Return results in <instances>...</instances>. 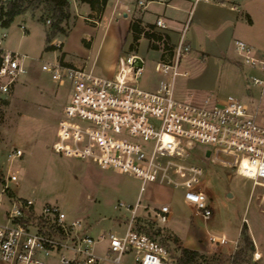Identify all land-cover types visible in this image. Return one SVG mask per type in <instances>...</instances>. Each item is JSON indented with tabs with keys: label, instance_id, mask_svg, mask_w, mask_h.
I'll use <instances>...</instances> for the list:
<instances>
[{
	"label": "built area",
	"instance_id": "built-area-1",
	"mask_svg": "<svg viewBox=\"0 0 264 264\" xmlns=\"http://www.w3.org/2000/svg\"><path fill=\"white\" fill-rule=\"evenodd\" d=\"M6 1L0 0V5ZM136 1L145 7L144 0ZM155 26L166 29L162 18L156 19ZM186 26L176 45L160 50L154 70L161 76L153 90L138 85L145 60L135 53L122 57L111 77L57 58L40 59L41 71L59 86L69 87L51 148L57 154L136 177L140 191L147 183L178 190L183 202L205 219L212 215L202 189L206 158L250 178L254 187L262 188L264 204V110L233 95L188 101L174 96L176 78L187 74L179 67L182 55L190 51L184 40ZM19 29L22 35L27 32L24 23ZM6 36L5 30L0 32V102L29 72L28 57L4 47ZM52 43L55 49L60 47L56 38ZM233 45L251 71L248 80L264 86V52L257 53L242 39H235ZM197 144L204 146L200 157L193 154ZM22 156L23 151L15 147L6 161L11 164ZM19 172V166L0 168V209L7 205L0 217V264H44L47 258L55 264H121L129 253H134V264H177L168 248L140 222V218L155 224L168 222L172 215L168 204L142 205L139 196L133 205L115 203L114 209L129 213L123 233L93 234L84 220L69 217L57 204L37 206L31 198L14 196ZM140 208L148 216L140 217ZM207 241L212 246L230 242L224 235H209ZM232 243L228 264L241 251L238 239ZM252 246L256 248L254 241ZM253 258H260L256 249Z\"/></svg>",
	"mask_w": 264,
	"mask_h": 264
},
{
	"label": "rangeland",
	"instance_id": "rangeland-1",
	"mask_svg": "<svg viewBox=\"0 0 264 264\" xmlns=\"http://www.w3.org/2000/svg\"><path fill=\"white\" fill-rule=\"evenodd\" d=\"M69 1L72 14L66 25L68 35L54 37L56 42L60 41L59 48L46 50L53 43L45 41L47 25L39 19L41 8L28 10L15 17L8 27L0 25V32H7L4 47L26 55L29 67L28 74L21 77L5 101L0 102V168L6 170L10 167L14 170L17 166L21 167L18 184L14 186V196L31 198L37 206L57 204L69 217L84 220L90 226L89 229L92 228L90 230H111L117 235L123 233L129 213L124 209H114V204L122 202L133 205L139 196L142 205L155 207L166 203L170 206L172 215L168 222L155 224L145 218H140V222L146 224L147 230L168 248L175 259L183 247L205 255L207 235H224L231 243L221 248L224 253H230L233 241L238 239L242 246V235L254 234L260 250L264 252V204L260 202L262 188L254 187L250 178L232 169L203 159L205 176L202 189L212 209V215L205 219L183 202L182 193L178 190L147 183L140 191L141 182L136 177L117 169H101L94 164L54 152L51 143L58 118L69 98V87L59 86L41 71L39 60L57 58L62 61L65 51L69 63L92 67L96 75L111 77L113 75H109L106 70L108 64L129 54L123 49L115 54L117 40L122 44H125L124 38L130 40L123 22L119 24V28L122 27L120 32L115 30L117 28L104 30L108 23H115L109 13L110 7L106 9L105 6L101 13L90 14L88 6L80 4V0ZM260 1L264 2L258 0V4ZM130 2L135 3L136 0ZM261 11L264 12L261 5L253 10L255 23L252 27L248 25L249 16L246 14H242L236 24V31L243 35L239 37L243 40L246 38L245 41L257 53L264 52V13ZM196 20L197 14L193 11L184 33L190 51L182 55L179 65L187 74L176 78L174 96L188 101L189 97L184 96L187 91L197 92L198 97L233 95L244 103L258 105L264 110V86L248 80L251 71L241 63L234 51L232 35L228 36L224 48L223 41H219L222 45L218 46L222 51L216 49L215 52L212 48L216 42L218 44V38L214 37L216 32L206 34L205 27L197 25ZM21 23L27 28L24 35L19 29ZM97 23H101L100 28L94 27ZM139 42L138 52L144 58L145 65L137 82L140 88L153 90L161 76L154 70L159 54L148 48L145 39ZM205 51L212 54L208 63L207 58L201 57V52ZM15 147L23 151V156L9 164L7 155ZM203 151L204 146L197 144L193 154L200 157ZM6 207L5 204L0 209V217ZM138 214L140 217L148 216L142 208ZM223 256L226 262L230 261V254ZM243 257L248 261L245 264H249V251H245ZM136 262L134 253H129L123 256L121 264ZM258 263L264 264V258ZM44 264H55V260L47 258ZM103 264L114 263L106 261Z\"/></svg>",
	"mask_w": 264,
	"mask_h": 264
},
{
	"label": "crops",
	"instance_id": "crops-1",
	"mask_svg": "<svg viewBox=\"0 0 264 264\" xmlns=\"http://www.w3.org/2000/svg\"><path fill=\"white\" fill-rule=\"evenodd\" d=\"M257 1L258 0H144L145 7L141 8L137 4V1L134 3V2L122 1V0H109L106 4V9L110 7L109 13L111 17L114 19L115 23H112V22L108 23L104 27V30L110 31V30H114L115 28H117L115 30H117V32H120L122 27L119 28L120 26L119 24H122L123 22L125 33L126 34L128 33L130 35V40H127V38H124L125 44L119 43L117 40L115 54L119 53V49H123L124 51H127V53H135V54L140 55L138 52L139 44L135 51L129 50V45L132 42V35L129 32L130 21H132L133 19H140L143 24L155 25L156 19L162 18L166 24V29H159L156 26H155V29L167 35L170 45H176L181 34L183 33L182 31L184 27L188 23L190 14L194 11L197 14V20H196L197 25H199L200 27H205L206 34L210 33L211 31L216 32V35L214 37L215 39L218 38V44H216L217 43L216 42L214 45L215 47L212 48V50L216 52V49L217 50L220 49L219 48L220 46L218 45H222L219 41H223L224 43L223 48H224L225 42L230 34L232 35L233 40L241 39L239 36H243V35L236 31V24L238 20L241 18L240 16H242V14H246L247 16H249V19H248L249 26L252 27L254 25L255 22H254V19L252 18L253 10L257 9V7L260 5L262 8H264V2L260 1L258 4ZM70 11H71V8H70ZM124 13L126 15H124ZM261 13H264V12L261 11ZM71 14H72V11H71ZM90 14H92L91 10H90ZM122 19H125V20H122ZM190 23L191 22H189V26H190ZM100 26H101V23H97V25L94 27L100 28ZM220 33L222 35L220 36L217 35ZM141 39H145V38L141 37L139 41ZM245 39L246 38H244V41ZM145 40L147 41V46H148V40L147 39ZM63 46H64V42H63ZM155 51L160 56V50H155ZM213 51H211V53H213ZM220 51L222 50L220 49ZM63 52H64L63 61L68 65H73L72 63H69L66 57V52L65 51ZM211 53L207 51H205V53L201 52V57L207 58V63H208L209 58L212 57ZM120 59H117L115 62L108 64L106 70L109 75H113L118 70L119 63H117V61L119 62ZM90 69H92V67H90ZM184 96L185 97L188 96L189 99H192V100H196V99L199 100L201 99V97L203 98V96H200V95L198 97L197 92H191V91L189 92L187 91L186 95L184 94ZM90 232L93 234H99L103 231L90 230ZM208 236L209 235H207L206 240H205V254L207 255L216 254L226 259L223 255L230 254V253H224L221 248L222 246H212L211 244H209L207 241ZM249 237L251 240V245L249 247L250 249L247 250L249 251V255H250L249 264H252V262L254 264H259L258 260L264 258V252L260 250L254 234L253 235L251 234V236L249 235ZM253 241L255 242L256 248L252 246ZM255 249H256V252L260 254V258L258 259H254L252 257ZM228 263L229 262L228 261L226 262L225 260V264H228ZM234 263L237 264L235 261ZM245 263L246 262H243L241 264H245Z\"/></svg>",
	"mask_w": 264,
	"mask_h": 264
},
{
	"label": "trees",
	"instance_id": "trees-1",
	"mask_svg": "<svg viewBox=\"0 0 264 264\" xmlns=\"http://www.w3.org/2000/svg\"><path fill=\"white\" fill-rule=\"evenodd\" d=\"M109 0H80L89 6L92 14L101 13ZM41 8L39 19L45 23L46 19L50 24L45 28V41L50 44L57 35H68L67 22L71 17L69 0H7L0 5V25L8 27L15 17L23 15L28 10ZM90 15V14H89ZM129 32L132 35V42L129 45L130 51H135L141 37L148 40V48L153 50H163L168 47L169 39L166 34L155 29L153 24H143L140 19H133L129 24ZM54 49L53 45H48L46 50ZM64 56V52L62 53ZM5 101V100H4ZM3 101V102H4ZM155 238L154 235H150ZM244 244L234 261L237 264L247 262L243 257L251 245L249 235H242ZM176 238V237H175ZM177 264H225V259L219 255H204L199 251L187 247L181 248L180 254L176 257Z\"/></svg>",
	"mask_w": 264,
	"mask_h": 264
},
{
	"label": "water",
	"instance_id": "water-1",
	"mask_svg": "<svg viewBox=\"0 0 264 264\" xmlns=\"http://www.w3.org/2000/svg\"><path fill=\"white\" fill-rule=\"evenodd\" d=\"M124 15H126V14L124 13Z\"/></svg>",
	"mask_w": 264,
	"mask_h": 264
}]
</instances>
